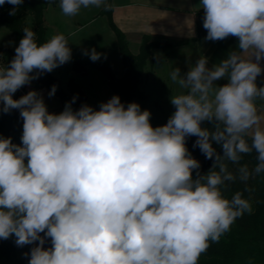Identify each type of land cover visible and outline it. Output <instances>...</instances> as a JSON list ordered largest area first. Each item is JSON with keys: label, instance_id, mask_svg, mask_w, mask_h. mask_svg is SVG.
<instances>
[{"label": "clouds", "instance_id": "9594fccd", "mask_svg": "<svg viewBox=\"0 0 264 264\" xmlns=\"http://www.w3.org/2000/svg\"><path fill=\"white\" fill-rule=\"evenodd\" d=\"M23 2L0 0V6H15L9 13L15 15ZM59 7L74 17L82 8L111 5L59 0ZM197 9L205 40L233 37L237 47L211 68L205 56L184 75L174 68L170 78L184 91L170 97L175 111L155 127L149 110L125 106L118 95L99 110L73 109V97L58 114L35 90L14 99L72 58L65 35L38 44L32 28L23 29L15 56L0 64V113L18 110L23 120L20 145L0 137V239L34 245L25 253L28 264H199L211 243L252 213L241 192L229 199L225 191L237 178L264 174L258 108L264 85L257 84L264 74V0H199ZM100 58L92 49L90 59ZM222 79L227 82L218 86ZM56 90L53 85L49 97ZM192 136L193 147L213 160L207 173L187 148ZM253 153L252 168L229 170Z\"/></svg>", "mask_w": 264, "mask_h": 264}, {"label": "trees", "instance_id": "16d2710c", "mask_svg": "<svg viewBox=\"0 0 264 264\" xmlns=\"http://www.w3.org/2000/svg\"><path fill=\"white\" fill-rule=\"evenodd\" d=\"M57 4H59V0H50V2L47 0H24L16 14L10 15V11L15 6L5 3L0 6V26L11 34L16 47L24 35L25 27L32 28L36 33L37 43L42 44L46 42L44 11L48 6ZM99 15H105L108 19V24L116 37L118 52L124 68V75L121 78H116L106 61L102 60L93 64L95 69L106 76L110 88L109 97L105 102L114 95H118L125 106L132 101L146 102L147 96L142 91L141 85L150 51L156 46H166L153 42L148 37H143L138 53L133 55L129 51L124 35L111 22V7L107 10L103 8ZM39 83L40 86L49 90L53 85L56 86L57 90L54 95L59 99L62 110L66 103L73 100V97H76L75 103L72 104L73 109H79L84 104V96L72 81L69 82L67 90H64L57 79L49 73H44L39 76ZM99 106L100 104L95 109L99 110ZM202 126L211 127L207 122ZM22 132L23 120L18 110L0 113V137L11 138L13 143L20 145ZM196 139L195 136L187 138V148L192 156L200 162V172L207 173L213 165V160L206 159L198 147H193ZM214 147L218 152L221 151L219 146L214 145ZM255 162V153L245 155L240 161V165L229 163V170L235 173L236 169L243 164L252 168ZM237 191L242 193L243 198L251 202L252 213H245L242 218H238L231 230L224 234L218 243H211L207 252L200 257L199 264H264V174L250 178L247 182H242L237 178L225 191V196L231 199ZM15 239V236L7 240L0 239V262L5 263L14 259L16 264H28V257L25 253H30L34 245L19 247L16 245ZM45 247H50V240L46 241Z\"/></svg>", "mask_w": 264, "mask_h": 264}, {"label": "crops", "instance_id": "0c3cea01", "mask_svg": "<svg viewBox=\"0 0 264 264\" xmlns=\"http://www.w3.org/2000/svg\"><path fill=\"white\" fill-rule=\"evenodd\" d=\"M110 5L111 22L124 35L129 51L133 55L138 53L143 37L166 46L157 50L160 51L158 60H155V54L152 53L153 59L150 58L146 64L141 85L142 91L149 99L150 93L153 96L156 93L165 94L161 98L158 95V104L163 102L166 108H174L170 104L171 94L177 95L184 91L170 78L174 68H179L181 75H184L200 56L208 58V67L211 68L224 59L238 44L233 37L222 41L205 40L207 31L203 28V10L197 9L199 0H111ZM102 23L103 31L98 35V37L101 36L99 53L102 59H105L109 52L114 53L112 64H116V69L114 70L113 67L111 69L116 78H121L124 75V68L115 34L108 24L107 17ZM102 45L106 47L103 48ZM261 63L264 66V61ZM226 82L222 79L216 84L221 86ZM257 84L264 85V74L257 78ZM149 101L139 102V104L144 105ZM159 105H156L157 108ZM258 108L262 116L261 124L264 126V106L258 102Z\"/></svg>", "mask_w": 264, "mask_h": 264}, {"label": "rangeland", "instance_id": "374dc122", "mask_svg": "<svg viewBox=\"0 0 264 264\" xmlns=\"http://www.w3.org/2000/svg\"><path fill=\"white\" fill-rule=\"evenodd\" d=\"M108 1L111 4V0H107V2ZM102 9L103 8L95 7L86 9L82 8L78 15L74 17H68L62 14L59 4H57L55 6H48L43 14L44 27L46 30L45 40L47 41L53 35L63 34L68 38V41L70 43L69 47L72 50L71 60L64 65L57 67L49 74L60 82V85L64 90H67L70 81L76 84L80 89L82 95L84 96L83 103L92 106L94 109L97 105L107 100L110 94V88L107 84L106 76L102 72L95 69L93 64L104 60L108 63L110 68L113 67L114 70L116 69V64H112V61L114 59L112 57L114 56V53L112 52H109V54L106 55L105 59L100 58L95 62L90 59L91 50L96 49L99 53V48H101V46L99 45L101 36L98 37V35L103 31L101 29V24H103L102 22H104V19L106 17L105 15H99ZM102 46L103 48L106 47L105 45ZM15 48L16 46L12 41L11 34L0 26V64L7 65L12 60V58L15 56ZM163 48L164 46H156L155 48H152L148 60L153 57L152 53L155 54V60H158L160 51L157 50ZM85 50H88L89 55L83 54ZM159 59L161 61V57ZM117 64L118 66H120L119 62H117ZM144 76L145 74L143 72L142 83ZM28 88L29 91L35 90L43 96L49 112L58 114L63 111L61 109L59 99L55 95L49 97L48 93L50 92V90L46 87L40 86L39 78L33 80L28 85ZM145 95L147 96L146 93ZM154 95L155 96L150 93L149 96H151V100L147 96L146 102H148L149 100L150 101L149 103H146L144 105H140V101L132 102L138 103L141 106L142 110L146 109L151 112L150 122L155 127L166 124L169 117L175 111V107L166 108V104H163V102H160V105L158 104L159 97L161 98L165 94L159 95L158 93H156ZM13 98L19 99L20 96L15 93ZM156 105H159V107L157 108ZM0 264L16 263L14 259H11L10 261L5 263L0 262Z\"/></svg>", "mask_w": 264, "mask_h": 264}, {"label": "built area", "instance_id": "2783aa9c", "mask_svg": "<svg viewBox=\"0 0 264 264\" xmlns=\"http://www.w3.org/2000/svg\"><path fill=\"white\" fill-rule=\"evenodd\" d=\"M29 92L28 85H25L24 87L20 88L16 93L21 97Z\"/></svg>", "mask_w": 264, "mask_h": 264}]
</instances>
